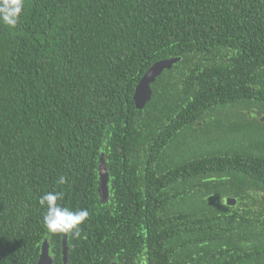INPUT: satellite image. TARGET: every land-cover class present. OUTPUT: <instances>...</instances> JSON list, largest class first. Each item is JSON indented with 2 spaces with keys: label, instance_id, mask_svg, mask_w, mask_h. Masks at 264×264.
<instances>
[{
  "label": "trees",
  "instance_id": "1",
  "mask_svg": "<svg viewBox=\"0 0 264 264\" xmlns=\"http://www.w3.org/2000/svg\"><path fill=\"white\" fill-rule=\"evenodd\" d=\"M171 58L137 110L138 83ZM257 107L264 0H24L15 27L0 23V264H39L45 241L64 264L46 192L90 212L67 264H264V142L237 139L234 122L227 149L205 146L217 153L180 143Z\"/></svg>",
  "mask_w": 264,
  "mask_h": 264
},
{
  "label": "rangeland",
  "instance_id": "2",
  "mask_svg": "<svg viewBox=\"0 0 264 264\" xmlns=\"http://www.w3.org/2000/svg\"><path fill=\"white\" fill-rule=\"evenodd\" d=\"M244 110H246L247 114L250 115L245 117L243 116L242 118L240 117V112H243ZM257 114L258 117H255L254 115ZM252 115L254 116V118L252 117ZM263 116L264 107H257L255 109L238 108L235 110L221 111L213 115L204 124L199 125L201 127V131H197V129L195 128L192 130H187L180 141L181 146H183V150L186 153H188V151L190 153H193V151L195 150L194 153L198 154L200 151L199 149L201 148L207 149L213 153H217L221 150V146L219 144L210 149L206 148L205 146L210 141L219 143L222 140L224 141L228 139H233L229 135L231 130H237L233 128L235 126L234 122L240 124V128L237 130V134L243 133L242 136L236 137L237 139L245 138L255 142V144H260V142H264V123L261 122V117ZM208 129L214 131L215 138H213V140V134ZM224 131L225 133L223 134ZM232 142L233 141L228 140V142L224 146V149H227L232 144ZM225 192L226 191L222 192V194H225Z\"/></svg>",
  "mask_w": 264,
  "mask_h": 264
},
{
  "label": "clouds",
  "instance_id": "3",
  "mask_svg": "<svg viewBox=\"0 0 264 264\" xmlns=\"http://www.w3.org/2000/svg\"><path fill=\"white\" fill-rule=\"evenodd\" d=\"M23 11L24 0H0V23L15 27L19 23ZM68 182V178L64 175L58 179V183L61 185ZM62 199V192H46L39 198L40 206L45 209L44 226L51 233H63L80 239L83 234V226L90 217V212L86 208L72 210L63 206L59 203Z\"/></svg>",
  "mask_w": 264,
  "mask_h": 264
},
{
  "label": "water",
  "instance_id": "4",
  "mask_svg": "<svg viewBox=\"0 0 264 264\" xmlns=\"http://www.w3.org/2000/svg\"><path fill=\"white\" fill-rule=\"evenodd\" d=\"M181 58H171L167 60H162L155 63L143 76V78L138 83L135 93L134 102L137 110H143L145 106L152 100L153 91L151 86L156 82V80L167 70H171L174 65L179 63ZM109 175L106 166L103 164L100 166V185L99 192L102 197H108L109 195ZM223 204L228 206H233L236 204V200L228 198L223 200ZM63 260L64 264L68 262V236L64 234L63 236ZM39 264H53L52 258L50 256V244L45 241L40 255Z\"/></svg>",
  "mask_w": 264,
  "mask_h": 264
},
{
  "label": "flooded vegetation",
  "instance_id": "5",
  "mask_svg": "<svg viewBox=\"0 0 264 264\" xmlns=\"http://www.w3.org/2000/svg\"><path fill=\"white\" fill-rule=\"evenodd\" d=\"M252 117H254V116L252 115ZM220 146H221V145H220ZM221 202L223 203V200H222ZM236 204H237V203H236ZM236 204H235V205H233V207H234V206H236Z\"/></svg>",
  "mask_w": 264,
  "mask_h": 264
}]
</instances>
